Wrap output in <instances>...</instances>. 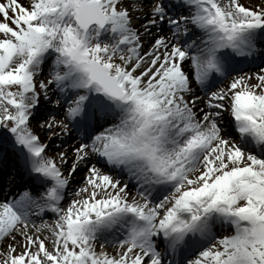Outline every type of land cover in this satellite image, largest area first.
Instances as JSON below:
<instances>
[{"label":"snow or ice","instance_id":"1","mask_svg":"<svg viewBox=\"0 0 264 264\" xmlns=\"http://www.w3.org/2000/svg\"><path fill=\"white\" fill-rule=\"evenodd\" d=\"M0 129V264H264V0H0Z\"/></svg>","mask_w":264,"mask_h":264},{"label":"bare ground","instance_id":"2","mask_svg":"<svg viewBox=\"0 0 264 264\" xmlns=\"http://www.w3.org/2000/svg\"><path fill=\"white\" fill-rule=\"evenodd\" d=\"M253 1V0H251ZM250 0H248L249 3H252ZM150 6V5H149ZM149 6H146L145 10H147V7ZM140 15H143V13H140ZM135 23L137 25L139 24H142L143 22L141 20H137L135 21ZM163 34H167V27H163ZM249 71V70H248ZM252 71H255V69H252ZM43 78V77H41ZM74 132V131H73ZM71 135V134H68V136ZM65 136V135H64ZM64 136H60V137H54L52 138V141H57V139H59V141H61V143H59L57 146L55 147H52L53 144H50V149H49V152L50 154H54L58 151H65L66 149L64 148V144H65V138ZM41 137L42 139L45 138V135L44 133H41ZM65 139V140H64ZM73 146V145H72ZM71 146V147H72ZM69 147V149L71 148ZM69 157L71 158V152L69 151ZM10 159L12 160H15L14 159V156L11 154V151H9L6 155H4L2 158H0V188H3L5 187V185L3 184L2 182V176H5V177H9L8 178V181L10 180V174L12 175L13 171H15L16 169V166L15 165H12L11 166V169H8V166H10ZM16 172V171H15ZM23 174H16L15 175V178L11 180V183L10 184H16V182L18 181V179L21 178ZM121 175V181L124 182V179H126V176L124 174H120ZM73 179V178H72ZM23 180H27V178H24ZM83 182V175L82 177L78 180V179H75V180H71V183L70 184H73L74 186L70 188V185H69V188H68V192L69 193H72L74 195V190L76 187L79 186L80 183ZM129 190L131 192H135V187L133 185V182H129ZM48 219H52V216L51 214H49V216L47 217ZM109 251H111V248L109 247Z\"/></svg>","mask_w":264,"mask_h":264},{"label":"rangeland","instance_id":"3","mask_svg":"<svg viewBox=\"0 0 264 264\" xmlns=\"http://www.w3.org/2000/svg\"><path fill=\"white\" fill-rule=\"evenodd\" d=\"M251 1V0H250ZM251 2H253V1H251ZM49 107H52L51 105H49ZM41 118H43V117H41ZM3 130L2 129H0V132H2ZM58 131V130H57ZM65 137H67V134H65V136H64V138ZM66 139V140H65ZM64 140H65V143L69 146V147H71L73 144H74V142H75V137H73L72 136V138H65ZM50 144H53L52 145V147H55V146H57L58 145V143L57 142H55V141H50ZM50 147L51 146H49V149H50ZM10 162H12V160L10 161ZM8 169H10V167L8 166ZM82 169H83V166H81V170H78L77 172H75L74 173V175H73V179L72 180H75V179H80L81 177H82V175H83V171H82ZM19 172H21L20 171V169H18V171H16L15 173L16 174H18ZM12 175L10 174V177H11ZM8 178L9 177H5V176H2V182H3V184L4 185H6V183H9V181H8ZM18 182H19V180H18ZM25 185V184H24ZM74 185L72 184V186L71 187H73ZM19 190H17L16 189V187L15 186H12L11 188H9L7 191H5L4 190V192H7L9 195H11L12 193H14V192H18ZM65 203H67V200H65Z\"/></svg>","mask_w":264,"mask_h":264}]
</instances>
